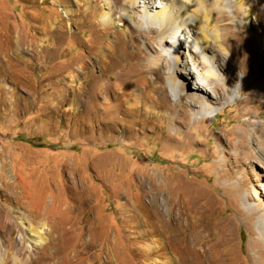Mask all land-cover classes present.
<instances>
[{"label": "rangeland", "instance_id": "1", "mask_svg": "<svg viewBox=\"0 0 264 264\" xmlns=\"http://www.w3.org/2000/svg\"><path fill=\"white\" fill-rule=\"evenodd\" d=\"M182 1L178 0V5H182ZM211 1L207 0L206 6V15L212 16L211 33L219 34L228 27L236 30L238 24L245 25L246 35L263 39L264 33L254 25V14L264 29V0H224L223 11L214 10L209 5ZM155 2L161 5L160 0ZM250 2L254 5L253 15L248 13L246 6ZM69 6L77 8L71 2ZM236 10L242 14L237 15ZM58 13L59 9L53 7L51 0H0V79L7 81L0 91L4 97L0 109V152L3 151V160L10 166L20 160V170L27 173V177L31 172L37 176L34 193L38 214L42 217L43 211L48 213L50 206V222L54 227L57 225L59 229L60 222H69L70 237L75 242L87 241L86 255L81 256L87 264H114L102 246L105 242L108 246L109 241L112 251L119 249L117 257L123 259L118 261L119 264H163V250L156 244L162 242L164 245L162 220L158 216L163 214L166 203L160 206L159 199L167 197L169 190L179 193L178 196L198 197L199 204L206 209L214 205L211 212L214 222L220 223L222 228L219 229L223 231V234L219 230L216 232L215 243L218 250L226 252L229 264H264V159L261 158V165L251 162V158L244 160L246 166L240 189L236 186L238 177L218 176L220 166L212 160L221 156L223 142L209 136L220 130L230 132L234 134L230 142L237 144L241 124L249 117L245 113L253 112L255 118L252 121L264 124V109L259 105L249 106L251 103L245 100L246 90L243 89L239 96L236 95L233 106H218L220 113L204 124L189 120L190 138H184L180 133L174 136L173 127L165 123L160 124L164 132L155 135L158 123L145 130L135 128L119 116L120 111L116 109L120 102L116 104V97L101 95L109 85H120L122 92L130 87V80L117 83L110 78L108 82L93 86L99 97L90 103L98 108V117L95 122L88 118L86 124L83 110L78 107L77 112H70L69 100L53 90L50 73L55 65L64 72L74 68L84 54L85 46H79V42L91 44L94 31L100 26L90 28L86 24L79 30L76 18L72 17L73 34L58 44L59 49L50 51L47 48L45 55L48 58L38 60L36 54L25 51L33 41L34 45L37 40L40 43L47 41L45 32L49 30L50 20ZM87 23L99 24L101 20L92 17ZM255 47L251 44L253 50ZM51 53L59 56L53 63L49 60ZM254 55L248 66V77L254 74L253 84H264V47L255 50ZM147 58L144 54L143 60ZM140 67L141 63L134 61L123 70L130 77ZM194 82L191 81V87ZM239 83L248 82L240 75L235 78L233 88L236 89ZM14 95L20 96L19 117L15 116ZM111 115H114L113 119ZM107 124H118V133L104 137L102 129ZM251 129L249 126L248 131ZM194 142L205 148H190ZM103 158L112 165L103 169ZM171 161L184 164L179 166L176 162L175 165L183 173L179 177L157 179L158 188L147 177L150 173L145 171L168 169ZM13 174L9 168L8 177ZM154 187L159 189L158 194L151 192ZM193 189H200L201 195L191 194ZM247 194L249 200L244 198ZM250 207L257 208L258 213ZM21 213L20 218L29 222L28 213ZM39 215L38 220L41 219ZM39 229L42 240L48 238L42 227ZM154 231L155 235L152 234ZM145 246L149 251L142 257ZM69 251L74 253L76 247H69ZM35 253V256L40 255L38 251Z\"/></svg>", "mask_w": 264, "mask_h": 264}, {"label": "bare ground", "instance_id": "2", "mask_svg": "<svg viewBox=\"0 0 264 264\" xmlns=\"http://www.w3.org/2000/svg\"><path fill=\"white\" fill-rule=\"evenodd\" d=\"M160 1L159 6L155 0H51L53 7H57L60 13L49 22V30L45 32L47 41L40 43L37 40L36 45L33 41L25 51L36 54L38 60L48 58L45 50L59 49L58 44L72 33V17L76 18L79 30L86 24L90 28L95 25L105 27L94 31L91 44L79 42V46H85L84 54L74 68L64 72L58 65L51 67L53 90L69 100L70 112H77L78 107L83 110L86 124L88 118L95 122L98 117V108L90 103L99 97L93 86L108 82L110 78L117 83L130 80V87L122 92L120 85H109L101 95L116 97V104L119 105L120 102L116 109L120 111L119 116L135 128L145 130L158 123L155 135L164 132L160 124L165 123L173 127L174 136L180 133L184 138H190L187 126L189 120L204 124L220 113L218 106H233L236 95L239 96L243 89L246 90L245 100L248 104L251 103L249 106L253 108L259 105L264 109V84L254 85V74L248 77V66L255 57V50L264 47V37L248 36L244 30L245 25L238 24L235 25L236 30L228 27L219 34L211 33L212 16L206 15L207 0H183L182 5H178V0ZM198 1L199 7L195 9ZM242 1L244 0H240ZM70 2L77 8H70ZM209 3L214 10L223 11L226 6L224 0H212ZM246 6L248 13L253 15L254 5L252 7L250 2ZM235 13L242 14L240 10ZM92 17H100L101 23H87ZM254 23L264 33L262 22L255 14ZM185 29L188 32L184 34ZM251 44L256 45L255 50L251 48ZM144 54L148 57L146 60H143ZM58 58V55L51 53L49 60L53 63ZM134 61L140 62L141 67L129 77L123 68ZM240 75L248 83H239L234 89L235 78ZM191 81H195L193 87L190 86ZM6 82L5 79H0V91ZM192 88L195 91H190ZM2 99L4 97L0 94V109ZM13 102L15 116L19 117L20 96L14 95ZM245 115L249 117L241 124L238 134L240 141L237 144L230 142L234 138L233 133H224L222 130L209 133L214 141L223 142L220 145L221 156L212 160V163L220 166L218 176L238 177L236 186L240 189L243 185V168L246 166L244 160L251 158V162L261 165V158L264 159V124L252 121L255 118L253 112ZM111 116L113 119L114 115ZM249 126H252L250 132ZM117 128L118 124H107L102 129V135H116ZM198 146L205 148L198 142L189 147L195 149ZM3 156L2 151L0 264H87L81 257L86 255L87 241L75 242L70 237L69 222H60V225L57 222L60 228L57 225L54 227L50 222V206L48 213L43 211L42 217L38 214L36 192L34 193L37 176L34 172L27 177V173L20 170V160L10 166L3 160ZM176 162L178 161L170 162L169 170L145 171L150 173L147 177L159 188L157 179L164 176L179 177L183 173L178 167L184 164L178 162L179 166L176 167ZM102 163L103 169L112 165L111 161L104 158ZM9 168L14 171L11 178L8 177ZM154 191L157 194L160 192L155 187L151 192ZM167 193V197L159 199L160 206L166 203V208L158 216L162 220L164 245L162 242L156 244V247L163 250V264H229L226 252L218 250L215 243L216 232L219 230L223 234V231L219 229L222 228L221 224L214 222V215L211 213L214 205L211 204V209H206L199 204L198 197L187 198L183 194L178 196L176 194L179 193L169 190ZM195 193L201 195L200 189L191 191V194ZM244 198L250 199L248 194ZM250 209L258 213L257 208ZM21 211L28 213L29 222L20 218L23 214ZM38 215L41 217L39 220ZM40 227L48 236L45 240L40 237ZM152 234L155 235V231ZM101 240L100 237L98 241L101 243ZM105 244L102 246L105 247L109 261L113 260L114 264L122 262V257H117L119 249L112 251L110 241L108 246ZM73 246L76 251L70 253L69 247ZM35 251L40 252V255L35 256ZM142 251L144 257L149 248L145 246Z\"/></svg>", "mask_w": 264, "mask_h": 264}]
</instances>
